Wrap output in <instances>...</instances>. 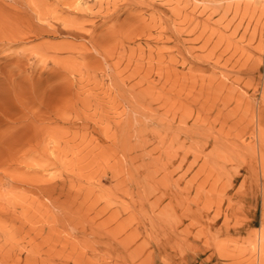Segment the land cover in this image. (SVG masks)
I'll return each mask as SVG.
<instances>
[{"label":"rangeland","instance_id":"1","mask_svg":"<svg viewBox=\"0 0 264 264\" xmlns=\"http://www.w3.org/2000/svg\"><path fill=\"white\" fill-rule=\"evenodd\" d=\"M0 264H264V0H0Z\"/></svg>","mask_w":264,"mask_h":264}]
</instances>
